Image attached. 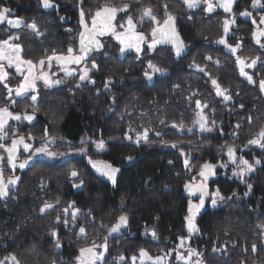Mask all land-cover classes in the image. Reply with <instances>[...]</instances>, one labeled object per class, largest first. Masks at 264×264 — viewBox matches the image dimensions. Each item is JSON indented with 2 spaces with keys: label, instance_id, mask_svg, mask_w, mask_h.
I'll return each mask as SVG.
<instances>
[{
  "label": "trees",
  "instance_id": "1",
  "mask_svg": "<svg viewBox=\"0 0 264 264\" xmlns=\"http://www.w3.org/2000/svg\"><path fill=\"white\" fill-rule=\"evenodd\" d=\"M54 2L59 5V10L45 13L39 0H0V7L11 9L13 16L24 18L26 23L35 20L43 33L36 36L24 26L9 29L4 23L0 24V39H6L12 30L16 31L21 37L18 43L23 46L24 58L33 61L39 60L46 52L50 55L53 49L59 53L66 52L69 45L77 48L81 30L78 0ZM104 2L83 0L82 6L86 13H92ZM111 3L115 6L130 3V14L134 19L139 16L140 5L135 0H111ZM142 3L151 4L161 19L163 5L167 4L168 10L176 17L178 32L189 48L184 58L176 61L171 50L165 47H157L151 53L143 48L145 51L139 58L133 53L122 58L111 35L102 36L100 40L104 47L89 58L99 65L91 75L94 85L83 83L76 88L77 81L68 80L61 86L41 90L36 118L31 123L25 121L23 125L21 121L18 128L11 126V131L13 127L17 128L19 135L34 136L33 142L37 147L41 145V137L47 128L49 136L56 138L52 147L56 151L65 149L66 145L77 146L83 138L91 142L104 139L105 150L96 155L91 152V158L119 167L117 184L113 186L99 178L88 165L89 157H75L62 162L37 160L27 166L18 173L21 179L9 197L0 200V259L15 253L21 264H50L53 259L58 264H75L78 249L94 239L102 242L106 229L120 215L128 217V225L109 239L107 264H114L113 257L121 254L128 258L127 264H132L130 258L138 256L140 248L153 257L164 255L180 243L179 236H187L184 217L191 198L184 184L198 173L205 162L216 165L217 169L225 162L223 152L226 146H235L238 156H244L250 162L253 157L264 160L262 150L245 147L247 141L264 127V99L258 83L248 84L239 75L236 57L217 43L223 36L222 18L228 15L218 10L206 13L203 6L188 10L181 0H142ZM250 4L251 0H235V15L248 9L253 11L254 18L259 17L261 10L251 9ZM61 16L65 17L63 21ZM189 16L192 19H188ZM122 20H126V14L121 12L115 22L119 24ZM256 27L251 18L237 20L227 38L230 44L242 38V49L237 55L248 58L264 55V50L252 42L251 34ZM151 28L148 20L137 25V31L146 34ZM208 56L212 59L205 60ZM150 60L166 69L163 75L157 74L151 81L144 77L145 70L151 71L147 68ZM193 60L217 78L222 87L230 90V101L224 102L215 95L209 77L190 67ZM246 71L250 74L264 73V66L258 64L255 69ZM109 78L113 83L105 90L104 82ZM260 78L259 75L255 77L257 81ZM193 92L198 95L189 102L185 97ZM6 95V89L0 84V106L10 104L5 99ZM196 99L208 104L204 114L213 131L202 132L194 127L189 132L187 127L183 130L172 128L173 122L192 125L199 111ZM10 110L17 113L27 110L31 114L32 104L28 99L17 100ZM249 116L252 117L251 123L248 122ZM238 123L239 129L236 128ZM130 126L135 130L150 127V142L136 144L134 133H131L132 140H125L124 135ZM11 131L6 141L9 144ZM156 131L161 133L160 137L155 135ZM234 131L236 135L232 134ZM161 140L176 141L178 148L163 147ZM181 151L185 155H181ZM128 156L133 160L128 161ZM186 156L191 171L184 164ZM73 169L78 172L79 179L84 180L82 187H73L74 178L70 177ZM215 172L216 177L212 176L207 181L209 192L219 189L225 197L235 192L239 199L234 197L215 208L210 200L207 201L206 208L197 217L200 232L188 239L186 247L204 253L207 264H240L241 260H246V264H264V247L255 257L251 253L252 242H259L257 225L264 224V165L257 166L245 184L230 178L223 169ZM247 183H251L253 189L245 196L244 193L249 191ZM57 200L60 203L56 209L40 214L39 208L44 201L55 203ZM70 202L82 210L78 225L86 226L87 240L76 239L78 228L65 229L63 223L55 224L57 213L62 214V209ZM89 212L91 216L87 215ZM52 228L59 232L62 243L59 253L53 247V238L48 236ZM146 229H154L157 239L145 234ZM214 244L226 252L214 253ZM245 248L247 253L243 251ZM179 250L184 252V249ZM162 264H177L175 253Z\"/></svg>",
  "mask_w": 264,
  "mask_h": 264
},
{
  "label": "snow or ice",
  "instance_id": "2",
  "mask_svg": "<svg viewBox=\"0 0 264 264\" xmlns=\"http://www.w3.org/2000/svg\"><path fill=\"white\" fill-rule=\"evenodd\" d=\"M137 4L140 5L139 16L134 19L130 14V3H122L120 6H115L111 3V0H105L94 12L86 13L83 8V0H78L77 7L79 8V23L83 29L78 33L79 36V47L76 48L73 45H69L66 52H57L55 49L52 50L51 54L45 53L38 61H33L32 59L24 58L22 55L23 46L18 43L21 39L19 34H10L6 39H0V84L3 85L4 89L7 90V95L5 99L10 101L9 105L0 106V149H2L7 156H0V161L6 159L7 166L15 170L17 168L23 170L25 169L36 157H47L49 159L57 157H67L69 155L78 154L82 156H89L88 150L85 146L78 148H70L66 152H53L50 150L49 145L55 143L56 138L50 137L48 134V129L45 128L44 135L41 137V145L39 147L33 148L32 144L26 141H32L35 139L34 136L28 134L27 136L19 135L15 131H11V126L9 121H28L31 123L36 118L37 111V101L39 96L38 82H42L45 88H52L57 85H61L65 82V79L57 78L53 79L55 73H51L52 62L55 61L56 65L63 71L64 78H71L75 75L79 76V81L75 84L76 88H80L83 82H88L95 84V80L91 77V72L97 70L99 65L95 60H92L91 68L87 67V62L93 52L100 51L104 44L99 39V37L111 34L115 40L119 43V51L124 54L126 51H135L137 58L140 57L141 53L145 51L142 45H147V51L149 53L153 52L158 45H171V49L176 57H181L182 53L185 52L188 47L184 40L181 38L180 33L177 31L176 27V17L169 10L167 4H164V14L163 18L157 16L154 8L151 4H143L142 0H135ZM235 0H182V3L189 9H196L201 4L205 5L203 11L206 13H212L216 8L223 9V12L228 14L222 22L223 36H221L217 43L223 45L228 49L233 56L236 57L235 64L239 70V75L245 78L250 85H256L258 83L259 91L264 95V73L253 72L249 73L245 69H255L258 64L264 66V55L256 56L254 58L241 57L237 55L238 51L242 49V38H238L235 44H230L228 39L230 30L233 25L236 24L235 13L233 11V4ZM40 5L44 9L58 8L59 5L54 2V0H39ZM250 8L260 9L259 21L254 18L253 11L245 9L239 13V16L244 18H251L253 25L257 27L252 31L253 41L259 45L260 49L264 50V42L261 41V37H264V28H260L259 25H264V0H251ZM125 13L126 20L124 23L116 24L118 13ZM231 17V18H229ZM65 17L61 16L60 20L63 21ZM188 19H192L191 16ZM148 20L154 27L151 28L150 33L138 32L137 25ZM90 21V23H89ZM6 23L9 29H19L24 26L31 30L36 36L43 35L40 32L38 25L35 20L26 23L24 18L15 17L12 15V10L7 7H0V24ZM126 25V26H125ZM123 29V31H117V29ZM71 31V29H67ZM105 55H107L105 53ZM212 57H205V60H211ZM219 65V61H216ZM70 65L81 66L76 69L70 67ZM190 67H195L199 72L204 73L208 76L215 95L221 97L224 102H228L232 99V95L228 88L222 87L219 80L211 76L210 73L206 71L205 67H201L199 64L193 60ZM15 69V73L22 77L16 87L10 86L8 83L11 73L9 69ZM147 68L151 71L145 70L144 77L151 81L155 74L163 75L166 71L165 68L153 63L151 60L148 62ZM260 76L259 81L255 79L256 76ZM113 83L112 79L109 78L104 82L105 90H108L110 85ZM178 87V85H174ZM196 92L191 93V95L186 96L185 99L192 101V98L197 96ZM31 99L32 112L29 114L27 110L23 113H15L11 111V106L17 103L16 98ZM196 108L199 110L196 113V119L193 120L191 126H186L185 124L173 122L171 124L172 128L177 130H183L187 127V131L192 132L194 127H198L202 132H211L213 127L209 126L208 117L204 114V109L208 108L207 103H202L200 99L195 100ZM244 107L243 104L240 106ZM215 109H213V112ZM248 122H252V117H248ZM161 123H165L161 121ZM212 125H215L213 120ZM236 128H240V124L236 125ZM11 131V142L10 144L6 141L9 139V132ZM152 131L150 127H142V130H135L129 127L128 131L124 135L125 140H132L133 137L131 133L135 134V143L139 144L141 141L149 143V132ZM236 135L235 131L232 133ZM155 135L157 137L161 136L159 131H156ZM62 139V138H61ZM82 145L85 141L82 140ZM97 152L103 151L106 148V141L104 139L92 140L91 142ZM161 146L178 148V142L176 141H164L161 140ZM256 146L259 147L262 152H264V127L252 138L247 141L245 147ZM23 149V153H27V156L20 159L18 153L20 149ZM226 154L229 158V162L235 165L232 171V176L238 178L241 183H245L247 177L250 173L256 171L257 166L264 165V160L253 157V161L250 162L245 159L244 156L237 157V149L235 146H226ZM243 151V149H240ZM181 155H185L181 151ZM128 161H132L133 157H126ZM88 163L92 168L99 173L101 176L107 178L113 186L117 184V174L121 171L119 167L106 162L104 160L92 159L90 156L88 158ZM172 163V161H169ZM184 164L186 168L191 171L189 167V159L185 157ZM226 163L219 165V167H227ZM216 165L205 162L199 169L198 173L194 175L190 181L184 184L185 191L188 193L189 197H197L198 202H194L192 199L188 201L187 214L184 217L185 227L187 230V236H179L178 240L180 243L176 245L175 248L164 253V255H157L153 257L144 248L139 249V254L133 255L130 259L132 264H136L139 259L140 264H145L146 261H150L151 264H162V261L166 257L171 256L175 253V261L177 264H207L204 259V253L191 247H186L188 239H190L194 234L200 232L197 222V216L202 213V210L206 208V199L210 200L211 206L213 208L217 207L218 204L230 200L232 198H237L235 192L231 196L225 197L221 194L219 189L215 192H209L207 181L210 176L216 174ZM199 177V181L197 180ZM70 177L74 178L73 187H82L84 185V180L79 179L78 172L73 169L70 171ZM21 178L13 174L5 179L4 170L0 168V200H4L9 197L11 191L17 185ZM76 179H79V183H76ZM167 187V186H165ZM247 188L249 191L245 192L244 195L248 196L249 192L253 189L251 183H247ZM59 200L55 203L44 201L42 206L39 208L41 215L49 213L54 210L59 205ZM123 203V201H122ZM82 210L76 207L74 202H70L62 209V214L57 213L55 217V224L59 225L63 223L65 229H77L75 236L77 240H87L88 233L87 228L84 225H78V220ZM87 215L91 216V212ZM94 219V218H93ZM128 225V217L126 215H120L115 223L111 224L106 229V234L103 236L102 242H97L96 239L92 240L90 243H86L84 246L78 249V255L74 257L75 264H107L106 253L109 252V239L114 238V234L120 233L121 230ZM259 229V242H252L251 253L255 257L260 251L261 247H264V224L257 225ZM145 234H151L153 239H157V233L154 229H146ZM227 235V233H225ZM48 236L53 238V247L57 253L62 248V243L59 237V232L57 228H52L48 232ZM235 247V245H233ZM179 249H184L181 252ZM32 251L35 253L36 249L33 247ZM212 251L215 252H226V249L217 247L213 245ZM245 253L248 249L243 250ZM127 259L123 254L113 257L114 264H127ZM0 264H21L20 259L15 253H10L6 255L3 259H0ZM50 264H58V261L53 259ZM240 264H246V260H241Z\"/></svg>",
  "mask_w": 264,
  "mask_h": 264
},
{
  "label": "rangeland",
  "instance_id": "3",
  "mask_svg": "<svg viewBox=\"0 0 264 264\" xmlns=\"http://www.w3.org/2000/svg\"><path fill=\"white\" fill-rule=\"evenodd\" d=\"M182 1V0H181ZM203 6V8L205 7V5H203V4H201L198 8H196V9H199L200 7H202ZM187 8V7H186ZM188 9V8H187ZM196 9H191V10H196ZM189 10V9H188ZM255 10H260V9H255ZM226 18V16H224L223 18H222V22H223V20ZM255 19L257 20V21H259V17L257 16V17H255ZM125 22V20H122V22H120V23H124ZM89 23H90V21H89ZM117 25H118V23L117 22H115ZM119 23V24H120ZM152 27H154V25H152ZM81 31V30H80ZM117 31H123V29H117ZM150 31H151V29H149V33H150ZM222 33H223V30H222ZM10 34H17L16 33V31H11L10 32ZM10 34H8L7 36H9ZM8 38V37H7ZM99 39H100V37H99ZM18 42V41H17ZM79 46L77 45V48H78ZM143 48H146L147 49V45L145 44V45H143ZM23 55V54H22ZM24 57V56H23ZM38 61V60H37ZM91 63H92V61H88L87 62V67H89V68H91ZM81 66H84V65H81ZM81 66H77V65H70V67L71 68H73V69H76V68H78V67H81ZM95 71H97V70H93L92 72H91V75H92V73L93 72H95ZM9 72L11 73V75H10V77H9V80H8V83L10 84V86H12V87H16L17 86V84L19 83V81L22 79V77L21 76H19V75H17L16 73H15V69L14 68H12V69H9ZM50 72L51 73H55L56 75L55 76H53L52 78L53 79H57V78H61V79H65V82L64 83H66V81H68V80H72V81H79V76L78 75H75V76H73V77H71V78H64V73H63V71H61V69L56 65V62L55 61H53L52 62V68L50 69ZM156 76H157V74H155ZM154 75V76H155ZM92 77V76H91ZM63 83V84H64ZM83 83H88V82H83ZM63 84H61V85H63ZM89 84H91V83H89ZM61 85H58V86H61ZM91 85H94V84H91ZM38 88H39V92L41 91V90H49L50 88H45L44 87V85H43V83L42 82H38ZM7 91V90H6ZM23 98H16V100H22ZM29 100V102L32 104L33 102L31 101V99L29 98L28 99ZM24 111H22V113H23ZM28 112V111H27ZM15 113H17V112H15ZM19 113V112H18ZM29 113V112H28ZM27 122V121H26ZM26 122L25 121H22V125L23 124H26ZM11 123H14V124H12L11 125ZM9 125L10 126H14V127H17L18 128V126L17 125H20L21 124V121H13V122H11ZM27 123H29V122H27ZM13 127V129H12V131H15V132H17L16 130H17V128H14ZM197 130L199 129L198 127H195ZM11 138V137H10ZM82 140L83 141H85V144L84 145H82ZM81 140V142H80V144L79 145H77V146H73V145H66L64 148L65 149H63V150H58V151H56L55 149L54 150H52V147L53 146H55V143H52V144H50L49 145V148H50V150L51 151H53V152H57V153H59V152H66V151H68L70 148H78V147H81V146H85L86 148H87V150H88V154H89V156L91 157V152H93L95 155L96 154H99V153H101V151H99V152H97V150L95 149V146L92 144V145H90L91 144V141H89V140H87L86 138H83ZM33 141H35V140H32L30 143H34ZM252 148H255V149H258V150H261L259 147H256V146H251ZM227 150V149H226ZM226 150L223 152V154H224V158H225V162L224 163H226L228 166L227 167H218L217 169H215V170H218V169H223V171H224V173L225 172H227L226 174L227 175H229L230 176V178H233V179H236L239 183H241V181L238 179V178H236V177H233L232 176V171H233V169L235 168V165H233V164H231L230 162H229V158H228V156H227V154H226ZM236 155H237V157H239L238 156V154L236 153ZM89 156H82V155H78V154H73V155H69V156H67V157H57V158H52V161L54 160V161H57V162H62V161H65V160H68V159H70V158H75V157H78V158H85V157H89ZM217 172V171H216ZM217 175V174H216ZM216 176H214V178H215ZM199 181V180H198ZM241 184H245V183H241ZM188 194V193H187ZM194 202H198V199H197V197H190ZM207 201H209V200H207L206 199V202ZM117 234H119V233H116V235ZM169 257L170 256H168V257H166V259L164 260V261H162V263H164L167 259H169ZM136 264H140V261H139V259L137 260V262H136ZM145 264H151V262L150 261H146L145 262Z\"/></svg>",
  "mask_w": 264,
  "mask_h": 264
},
{
  "label": "water",
  "instance_id": "4",
  "mask_svg": "<svg viewBox=\"0 0 264 264\" xmlns=\"http://www.w3.org/2000/svg\"><path fill=\"white\" fill-rule=\"evenodd\" d=\"M233 7H234V4H233ZM41 10L43 11V12H45V13H53V12H55V11H57V10H59V8H53V9H44L42 6H41ZM215 10H218L219 12H222V13H224L223 12V9H220V8H216ZM226 14V13H225ZM238 18L240 19V20H243V21H246V20H250V18H244V17H241V16H238ZM126 26V25H125ZM176 27H177V25H176ZM83 29L81 28V31H82ZM255 30V29H254ZM177 31H178V29H177ZM110 35V34H109ZM230 35V34H229ZM111 38L113 39V41L118 45V47L120 48V45H119V43L115 40V38L111 35ZM264 40V37H261V41H263ZM252 42H253V44L255 45V46H259V45H257L254 41H253V39H252ZM157 47H165V48H169L170 50H171V52H172V54H173V57H174V59L176 60V61H178V60H180V59H182V58H184L187 54H188V52H189V48L187 47L186 48V50H185V52L184 53H182V55H181V57H176L175 56V54L173 53V51H172V49H171V45H158ZM142 48H143V45H142ZM94 53V52H93ZM130 53H133V54H135L136 55V53H135V51H132V50H129V51H126L124 54H121L120 53V51H119V55H120V57H122V58H124L125 56H127L128 54H130ZM263 96V99H264V95H262ZM10 122H13V121H9V123ZM28 122V121H27ZM37 159H41V160H45V161H51L52 159H49V158H47V157H43V156H40V157H36ZM87 161H88V159H87ZM33 162V161H32ZM32 162L28 165V166H30L31 164H32ZM88 165L90 166V168L92 169V171L99 177V178H101L103 181H105V182H108V183H111L109 180H107V178H105V177H103V176H101L99 173H97L93 168H92V166L88 163ZM212 178V176H210L209 177V179H211ZM208 179V180H209ZM198 217V216H197ZM116 234H114V236H115Z\"/></svg>",
  "mask_w": 264,
  "mask_h": 264
},
{
  "label": "flooded vegetation",
  "instance_id": "5",
  "mask_svg": "<svg viewBox=\"0 0 264 264\" xmlns=\"http://www.w3.org/2000/svg\"><path fill=\"white\" fill-rule=\"evenodd\" d=\"M227 15H228V14H227ZM238 16H239V15H238ZM238 16L235 15L236 22H237V20L239 19ZM230 18H231V17H230ZM234 26H235V25H233L232 28H233ZM261 27L263 28L264 25H261ZM232 28H231V29H232ZM137 30H138V29H137ZM230 32H231V30H230ZM110 35H111V34H110ZM228 37H229V36H228ZM228 37H227V38H228ZM227 38H226V39H227ZM220 45H221V44H220ZM245 70H247V69H245ZM244 79H245V78H244ZM32 146H33V148L37 147L34 143H32ZM0 156H4V157H6L7 154H6L2 149H0ZM18 156H19L20 159H23V158H25V157L27 156V153H23V149H22V147H21V149H20V151H19V153H18ZM37 160H41V159L34 158L32 163H34V162L37 161ZM0 168H3V170H4V176H5V179H7L8 176L12 175L13 172H14V174L17 175V176H19L18 173L21 172V169H19V168L15 169V170L10 169V168L7 166V161H6V159L3 160V161H0ZM6 168L9 169V173H7V169H6Z\"/></svg>",
  "mask_w": 264,
  "mask_h": 264
}]
</instances>
